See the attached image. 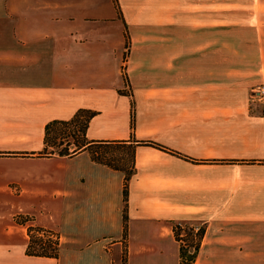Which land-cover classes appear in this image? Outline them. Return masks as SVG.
Returning <instances> with one entry per match:
<instances>
[{
	"label": "crops",
	"instance_id": "obj_1",
	"mask_svg": "<svg viewBox=\"0 0 264 264\" xmlns=\"http://www.w3.org/2000/svg\"><path fill=\"white\" fill-rule=\"evenodd\" d=\"M134 2L0 0V264H117L123 245L126 264H181L177 225L205 229L194 264L264 263V0L252 78L229 47L172 44L165 16L161 44L136 45ZM82 109L89 141L152 143L126 142V222L125 171L44 154L46 126ZM34 226L59 234L57 257L28 253Z\"/></svg>",
	"mask_w": 264,
	"mask_h": 264
},
{
	"label": "rangeland",
	"instance_id": "obj_2",
	"mask_svg": "<svg viewBox=\"0 0 264 264\" xmlns=\"http://www.w3.org/2000/svg\"><path fill=\"white\" fill-rule=\"evenodd\" d=\"M138 2V4L136 1L133 3L132 10L137 20L135 23L137 31L135 36L138 37L136 45L161 44L162 40L157 37L158 35L155 36L156 40L152 38L153 30L149 26L156 24V19L162 21L165 16L166 21L171 19L172 44H214L219 45L220 48L229 47L230 53L220 54V57L225 56L221 59L228 60L236 68H245L246 75H250L248 78L256 74V67L260 61L253 0H139ZM125 32L124 61H127L134 43L129 30L126 29ZM149 38L151 42L147 41ZM131 141L139 142L142 146L150 144L148 141L137 139ZM59 142L60 140L55 150L65 147V144L58 146ZM133 148L134 145L123 144L97 146L95 152L100 154L101 158L113 160L115 164L121 165L132 160ZM49 151H52V148ZM20 217L22 216H15L16 222L20 223ZM117 264H126L125 245L122 246V260Z\"/></svg>",
	"mask_w": 264,
	"mask_h": 264
},
{
	"label": "trees",
	"instance_id": "obj_3",
	"mask_svg": "<svg viewBox=\"0 0 264 264\" xmlns=\"http://www.w3.org/2000/svg\"><path fill=\"white\" fill-rule=\"evenodd\" d=\"M96 115L95 112L89 110H79L75 117L69 121H52L46 126V137L45 144L46 149L44 154L48 156H60V157H73L85 150H88L92 154V158L94 161L107 164L108 166L116 169L122 170L126 172V184L124 189V219L127 221V209H128V182L132 174L134 173V148L132 152V160L129 162H125L121 165L115 164L113 160H105L101 158L100 154L95 152V148L97 146H108L105 145L106 141H89L87 138V129L89 127V123L91 119ZM135 119V107L134 103H132V127ZM58 140H60L58 146H63L64 148L60 150H55V146L57 145ZM65 142V143H64ZM126 142L130 141H120L121 145H126ZM120 144H117L118 146ZM152 144H149V146ZM130 146V145H129ZM52 148V151H49ZM28 217H20V224H25ZM25 219V220H24ZM37 229H42L40 227H36ZM34 228L30 227L28 229V234L30 237V244L28 248V253L36 256H45V257H57L59 253V249L53 248L51 243H46V246H43L42 240H40L36 235H34ZM125 231H127V224H125ZM181 227L178 225L174 227V232L177 240L180 242L181 235ZM188 239L186 240L189 245L188 248H185L181 245L180 249V258L181 264H194L198 252L201 246L202 239L204 237L205 229L203 227L200 228L199 232L194 235L192 233V229H188ZM36 246H41V249H36Z\"/></svg>",
	"mask_w": 264,
	"mask_h": 264
},
{
	"label": "built area",
	"instance_id": "obj_4",
	"mask_svg": "<svg viewBox=\"0 0 264 264\" xmlns=\"http://www.w3.org/2000/svg\"><path fill=\"white\" fill-rule=\"evenodd\" d=\"M252 97L253 100L264 102V89L259 88L258 90H255ZM29 221L30 220H28L27 222ZM33 228L35 229L34 234L44 243L43 246H46V243H51L53 245V248L55 247V249L57 250L60 248V237L56 231L43 229V228L37 229L36 226H34ZM181 229H182L180 235L181 245L184 246L185 248H188L189 245L186 242V238L188 237V233H187L188 228L181 227ZM199 230L200 228H192V233L196 235L199 232ZM40 247L41 246H36V249H41Z\"/></svg>",
	"mask_w": 264,
	"mask_h": 264
}]
</instances>
